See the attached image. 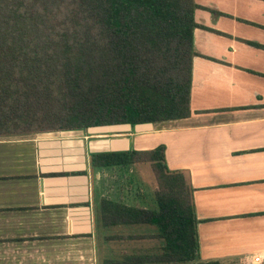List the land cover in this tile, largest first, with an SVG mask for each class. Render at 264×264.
Here are the masks:
<instances>
[{
    "label": "crops",
    "instance_id": "0c3cea01",
    "mask_svg": "<svg viewBox=\"0 0 264 264\" xmlns=\"http://www.w3.org/2000/svg\"><path fill=\"white\" fill-rule=\"evenodd\" d=\"M194 2L189 117L0 136V264H163L156 226L98 214L102 199L156 210L151 167L88 163L159 145L193 189L199 260L264 264V0Z\"/></svg>",
    "mask_w": 264,
    "mask_h": 264
},
{
    "label": "trees",
    "instance_id": "16d2710c",
    "mask_svg": "<svg viewBox=\"0 0 264 264\" xmlns=\"http://www.w3.org/2000/svg\"><path fill=\"white\" fill-rule=\"evenodd\" d=\"M196 8L194 0H0V136L189 117ZM88 163L148 164L156 183V210L102 199L103 227L156 226L158 263L221 264L199 260L193 189L167 168L163 145L91 153Z\"/></svg>",
    "mask_w": 264,
    "mask_h": 264
},
{
    "label": "rangeland",
    "instance_id": "374dc122",
    "mask_svg": "<svg viewBox=\"0 0 264 264\" xmlns=\"http://www.w3.org/2000/svg\"><path fill=\"white\" fill-rule=\"evenodd\" d=\"M114 247H115V245L111 244V250H113Z\"/></svg>",
    "mask_w": 264,
    "mask_h": 264
}]
</instances>
